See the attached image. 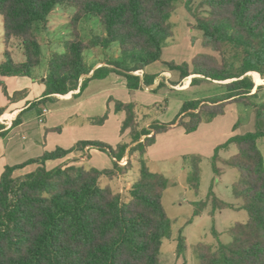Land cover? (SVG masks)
<instances>
[{
    "label": "trees",
    "instance_id": "obj_1",
    "mask_svg": "<svg viewBox=\"0 0 264 264\" xmlns=\"http://www.w3.org/2000/svg\"><path fill=\"white\" fill-rule=\"evenodd\" d=\"M175 2L0 0L4 46L0 75L32 76L43 55L34 23L41 22L45 27L47 16L62 3L75 9L70 20L72 38L64 40L63 52L53 53L48 60L41 102L78 88L80 93L89 80L103 79L111 72L123 75L131 90L151 86L157 75L144 72L140 76L137 71L161 61L163 46L172 34L168 20L175 11ZM202 2L208 7V15L196 17V27L202 32L204 45L219 57L198 54L191 67L187 63H164L169 70L179 73L180 80L193 76L191 85L225 82V92L184 101L169 123L139 118L135 103L116 101L115 111L126 113L120 133L128 132L126 139L115 146L101 140H78L70 148L57 147L40 157L6 166L0 176V264H160L163 240L171 239L176 222L162 202L172 183L163 173L150 169L146 153L158 134L174 127L192 133L201 123L223 115L225 107L232 103L253 107L255 130L232 135L217 145L212 165L214 173L219 174V151L231 145L236 147V153L222 162L239 172L233 183V196L241 204L226 202L210 190L206 198L195 202L193 217L210 205L213 213L227 208L244 209L248 218L228 229L230 242H200L195 245V254L198 264H264V158L256 141L264 137V102L251 101L257 97V90L252 92L255 82L250 75L258 81L264 78V0ZM86 16L98 19L104 28L103 35H92L88 41L80 39L78 24ZM12 39L22 50V62L12 58ZM114 43L118 44L120 60L106 62L113 68L97 67L79 84L81 77L90 72L84 52L98 46L106 50ZM162 85L160 82L157 88ZM3 89L6 93L4 86ZM164 103L154 106L162 111ZM4 112L5 108L0 107V117ZM107 118L108 111L93 122L101 125ZM20 122L18 115L10 128ZM238 123L233 126L235 129ZM6 133L0 121V136ZM91 148L107 154L112 167L99 169L84 163L45 167L48 160L70 153L82 155ZM32 164L38 165L35 170L14 175ZM192 175L198 178L197 165L192 167ZM119 177L129 181L125 190L108 184L101 186L102 179H109L116 186ZM212 233L218 239L214 227ZM186 247V237L179 234L177 255H183Z\"/></svg>",
    "mask_w": 264,
    "mask_h": 264
},
{
    "label": "rangeland",
    "instance_id": "obj_2",
    "mask_svg": "<svg viewBox=\"0 0 264 264\" xmlns=\"http://www.w3.org/2000/svg\"><path fill=\"white\" fill-rule=\"evenodd\" d=\"M74 11L73 6L57 4L47 16L45 27L41 22L34 23V32L42 47V65L46 64L45 59L50 57L51 52H63L64 40L72 38L70 20ZM207 15L208 7L203 4L202 0H192L190 3H187V0H176L175 11L168 20L172 34L163 46L161 61L151 64L149 69L151 71L161 70L164 68L163 62L166 61L176 64L187 63L191 67L192 59L198 54H212L219 57L210 47L204 45L202 32L196 27V17ZM78 30L82 41H88L92 35L104 34L103 26L97 18L92 16L84 17L78 24ZM2 36L3 28L0 16V64L4 60ZM10 44L12 58L17 62L23 56L22 50L16 39H12ZM105 53L99 46L88 49L84 52V61L87 66H91L90 63L94 57L98 59L109 56L111 59H115L117 55L120 56L118 45H113ZM116 60H120V58L114 61ZM44 68H42L43 73L46 72ZM192 77L189 76L188 78ZM224 83L201 82L182 91L173 90L169 92L160 89L147 91V93H136L138 116L139 118L146 117L149 121L158 120L169 123L176 118L183 101L221 94L225 92V87L219 84ZM131 94L133 97L135 93L132 92ZM259 95L260 97L264 96V93H259ZM162 103L165 104L164 110L159 111L154 105H162ZM46 109L48 110V108ZM250 111L248 106L241 104L239 108L236 105L231 108L227 107L224 116L215 117L209 123H201L197 131L186 133L182 127H178L159 135L156 144L149 148L148 153H146L145 157L148 159L150 169L163 173L172 183L165 190L162 202L167 214L176 219V222L173 226L171 239L163 240L160 264H198L195 254L196 244L205 242L216 245L218 240L224 243L230 242L231 236L228 229L237 222L247 220L248 214L244 209L232 210L227 208L216 210L213 213L211 206L208 205L198 217H193V212L196 208L195 202L206 198L210 190L226 202L235 205L241 204V200L233 196V183L238 179L239 172L236 168L228 167L222 162V160L228 159L236 153V147L231 145L228 149L219 151L220 159L216 161L220 168L219 174H215L213 171L212 157L215 147L233 135L232 126L234 122H239L236 132L238 134L255 130V117L249 115ZM37 126L40 127V125ZM81 134L82 137L87 135L99 136L97 133L89 132H82ZM117 141L120 140H116V142L113 138L106 140L110 145L118 143ZM256 141L264 158V137H259ZM97 158L94 156V164L98 163L96 162ZM195 165L198 166V178L192 175V167ZM134 170L130 173H133ZM22 172L20 171V173ZM108 180L102 179L101 186L108 184L112 188L125 190L129 185V181H125L121 177L116 181V186ZM213 227L219 233L218 239L212 233ZM179 234L186 237L187 244L185 252L180 256L176 253Z\"/></svg>",
    "mask_w": 264,
    "mask_h": 264
},
{
    "label": "crops",
    "instance_id": "obj_3",
    "mask_svg": "<svg viewBox=\"0 0 264 264\" xmlns=\"http://www.w3.org/2000/svg\"><path fill=\"white\" fill-rule=\"evenodd\" d=\"M113 45L118 44L114 43L110 47ZM101 49L104 53L107 51V49ZM53 53L51 52L50 54L52 55ZM50 57L45 59V65L40 64L38 67L33 69L31 77L0 75V107L5 108V112L0 117V121L5 125V129H7L5 136H0V176L6 166L20 164L31 158L40 157L44 152L53 151L57 147L70 148L78 140H101L106 142V140L113 138L115 142L116 140H120L117 141L119 143L126 139L128 131L122 135L120 133L121 124L126 116V113L125 111H115L116 101H121L123 103H135V110L137 112V94L140 92L147 93V91H158L160 89H164L169 92L173 90L182 91L191 86L192 78L187 77L180 80L179 73L177 72L173 74V72L176 71L169 70L163 62L164 68L161 70L151 71L149 69L150 65H148L143 70L137 71V74L140 76L144 72L157 75L154 84L143 87V89H129L123 75L111 72L103 79L89 80L85 89L80 93L78 88L65 95H54L53 97L47 99L46 102H41L40 100L44 96V80L47 75V63ZM119 58V55H117L115 59ZM115 59H111L109 56L98 59H95L94 57L92 63H90L91 66H88L90 69L89 74L83 75L79 80V84H81L84 79L89 78L93 71L99 66L107 65L113 68V65H109L106 62H113ZM23 60L24 56H22L17 62H22ZM42 68L46 69V72L43 73ZM250 75H252L255 82V87L252 92L257 90V97L251 98V101L254 103H262L264 102V96L262 95L260 97L259 93H264V78L263 80L258 81L253 74ZM160 82L163 85L157 88V85ZM219 85L224 87L223 84ZM3 86L6 88V93L4 92ZM258 86L260 87L258 88ZM16 92L18 94L15 95ZM132 92L135 93L133 97L131 96ZM31 103H33V105L28 108ZM235 105L239 108L240 104H228L225 107V110L227 107L231 108ZM44 108H48V112L44 115L43 122H39L38 118ZM249 108L251 110L249 115L255 117L253 107ZM107 111L108 118L103 124L98 125L93 122L96 117L103 116ZM18 115H20L21 122L10 128L12 121ZM224 115L225 113L219 116ZM251 119L252 118L250 117V120ZM236 122H234L233 126ZM37 125H40V127ZM233 126V135L238 134L236 133L237 128L235 129ZM54 128H60V130L56 131ZM177 128L178 127H174L167 132ZM82 132L97 133L99 136L87 135L86 137H82ZM161 134L156 136V142L158 140V136ZM116 144L117 143L112 145L115 146ZM94 156L98 157L96 161L98 163L96 164L93 163ZM82 163H88L89 166H94L99 169L112 167V161L107 154L95 148L86 150V152L82 155L80 153H70L61 159L48 160L45 163V167L47 169H51L56 166ZM37 166V164L28 165L23 169L15 171L14 175H22L33 171L37 168ZM20 171L23 172L20 173Z\"/></svg>",
    "mask_w": 264,
    "mask_h": 264
},
{
    "label": "built area",
    "instance_id": "obj_4",
    "mask_svg": "<svg viewBox=\"0 0 264 264\" xmlns=\"http://www.w3.org/2000/svg\"><path fill=\"white\" fill-rule=\"evenodd\" d=\"M48 112V110L46 108H44L41 113H40V116L38 118L39 122H43V119H44V115H46ZM1 119V118H0Z\"/></svg>",
    "mask_w": 264,
    "mask_h": 264
},
{
    "label": "water",
    "instance_id": "obj_5",
    "mask_svg": "<svg viewBox=\"0 0 264 264\" xmlns=\"http://www.w3.org/2000/svg\"><path fill=\"white\" fill-rule=\"evenodd\" d=\"M260 125H261V126L263 125V121H262V120H260Z\"/></svg>",
    "mask_w": 264,
    "mask_h": 264
}]
</instances>
